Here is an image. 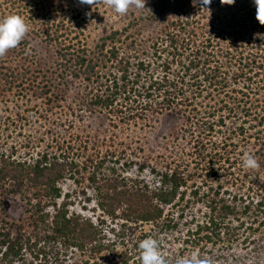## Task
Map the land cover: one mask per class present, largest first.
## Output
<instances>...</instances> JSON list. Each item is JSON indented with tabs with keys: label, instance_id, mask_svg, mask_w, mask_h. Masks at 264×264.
I'll return each instance as SVG.
<instances>
[{
	"label": "trees",
	"instance_id": "obj_1",
	"mask_svg": "<svg viewBox=\"0 0 264 264\" xmlns=\"http://www.w3.org/2000/svg\"><path fill=\"white\" fill-rule=\"evenodd\" d=\"M55 8L50 0H0V18L17 15L28 27L18 46L0 56V105L15 91L26 98L36 82L42 83L34 90L37 96L48 102L60 98H52L54 72L47 75L42 64L39 71L34 66L32 41L41 39L54 49L59 82L70 76L93 86L95 92L83 102L86 110L116 115L120 122L150 121L164 113L180 117L190 155L174 159L161 171L152 169L159 179L153 187L106 177L97 186L96 208L101 214L96 217L71 213L69 204L60 203L59 183L78 172L80 164L64 150L40 152L28 163L3 156L0 189L11 182V192L31 193L32 228L41 233L34 240L1 220L0 264H18L27 253L37 264H63L73 251L95 259L113 246L107 238L114 229L105 230L106 218L121 222L118 234L131 233L126 239L130 237L132 244L124 257L117 260L113 255L109 264H140L139 242L151 237L161 251L163 232L177 228L185 214L182 210L176 218L167 211L185 201L190 184L195 185L191 198L205 206V213L188 232L194 230L202 241H233L240 237L239 229H264V25L257 21L256 9L240 18L233 15L228 25L186 17L152 42L151 53L126 35L131 41L124 44V52L130 53L123 54L122 35L113 32L92 56L66 39V27L51 15ZM246 153L257 159V168L243 166ZM195 176L202 183L197 184ZM90 181L98 184L95 174ZM144 225L159 231L149 235L142 231ZM161 255L165 264H171Z\"/></svg>",
	"mask_w": 264,
	"mask_h": 264
},
{
	"label": "rangeland",
	"instance_id": "obj_2",
	"mask_svg": "<svg viewBox=\"0 0 264 264\" xmlns=\"http://www.w3.org/2000/svg\"><path fill=\"white\" fill-rule=\"evenodd\" d=\"M50 2L52 7H56L51 14L54 20L62 22L66 27L63 28L66 39H72L76 46L92 56L94 52L97 53V46L102 39L113 32L122 35L121 41L124 43H120V48L123 54L130 53L129 50L124 52V44L131 41H127L126 35L139 45V49L151 53L149 47L152 42L168 27L178 26L186 17H190V21L203 19L204 23L213 26L228 25L233 15L240 18L250 9H255L252 0H203V3L202 0H145L144 7L130 5L121 14L111 9L105 0H85L86 3L81 0ZM32 47L36 55L34 66L39 71L42 64L43 72H48L47 75L54 72L55 89L52 90V98H60L48 102L40 95L37 96L35 89L42 87L39 82L26 92V98H21L22 93L18 91L7 95V102L0 105V115L3 117L0 119V159L13 156L14 159L28 163L40 152L62 153L64 150L69 158L80 163L78 172L66 176L59 183L62 191L60 203L69 204L71 213L86 217L101 214L96 208L97 186H102L106 177H125L153 187L158 185L159 179L152 173V169L161 171L174 159H188L190 145L183 119L164 113L150 121L136 119L120 122L116 115L90 112L85 109L83 102H87L89 93L95 92L91 91L93 86H88L83 78L76 80L70 79V76L59 82L54 66V49L41 39L32 41ZM107 71L109 69H101L102 73ZM59 145L61 148H58ZM142 165H145L143 171L140 169ZM93 174L98 184L90 181ZM199 177L195 176L197 184L202 183ZM13 184L7 182L0 189V221L4 219L20 229V233L35 240L34 236L41 231L32 228V203L29 202L31 193H13ZM194 186L190 184L185 201L180 206L167 211V215L176 218L182 210L185 214L178 220L177 228L163 232L162 254L171 264H177L181 258L190 259L193 253L202 264H264V229L254 232L245 227L239 229L238 239L215 240L214 243L202 241L194 230L188 232L189 228L194 229L205 213V206L193 201L190 196ZM105 221L108 226L106 231L114 229L107 238L113 244L111 253L105 251L90 260L87 255L73 251L63 264H86V261L109 264L113 255L114 259L120 260L128 253L132 244L127 236L131 233L125 237L120 236L118 231L121 230V222H112L107 218ZM143 227L142 231L149 235L155 234L154 230L159 231L151 225ZM139 234L140 230L137 232ZM247 237L248 241L245 240ZM22 260L18 264H37L28 253Z\"/></svg>",
	"mask_w": 264,
	"mask_h": 264
},
{
	"label": "clouds",
	"instance_id": "obj_3",
	"mask_svg": "<svg viewBox=\"0 0 264 264\" xmlns=\"http://www.w3.org/2000/svg\"><path fill=\"white\" fill-rule=\"evenodd\" d=\"M81 2L86 3L85 0H81ZM105 2L115 12L121 14L125 13L130 5L145 6V0H105ZM252 2L255 5L257 21L264 25V0H252ZM27 31L28 27L20 16L10 14L0 18V56L18 46ZM242 160L245 168L255 169L259 166L257 159L251 154L246 153ZM138 248L140 264H165L159 244L153 238L143 239L139 242ZM177 264H202V262L193 253L190 259L181 258Z\"/></svg>",
	"mask_w": 264,
	"mask_h": 264
}]
</instances>
